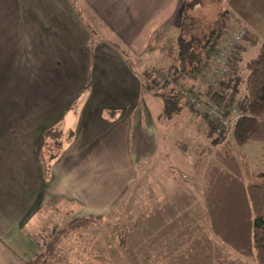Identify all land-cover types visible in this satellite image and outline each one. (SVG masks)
Instances as JSON below:
<instances>
[{
    "label": "crops",
    "instance_id": "obj_1",
    "mask_svg": "<svg viewBox=\"0 0 264 264\" xmlns=\"http://www.w3.org/2000/svg\"><path fill=\"white\" fill-rule=\"evenodd\" d=\"M51 3L55 11L63 12L62 22L50 18L45 25L55 29L58 25L68 26L69 43L84 42L86 46L85 61L78 53L68 56L69 70L79 74L80 81L59 116L45 121L60 130L63 140L61 152L50 164V175L45 173V166H0V184L3 183L0 264H21L17 257L29 259L35 255L33 236L39 220H44L40 212L47 205H62L64 201L65 212H104L137 180H143L146 166L151 176L156 177L158 166H175L173 154L177 156L176 164L183 159L189 137L178 129L180 125H187L188 130L190 125L207 129L206 118L190 110L182 99L175 100L174 117L163 116L165 102L159 95L161 92L150 94L140 76L145 64L152 69L168 68L173 62L174 57L167 62L170 50L166 48L164 52L161 44L174 50L185 0H51ZM220 5L227 12L226 32L231 27L235 28L233 32L239 29L245 32L232 50L227 74L237 77L240 89L246 62L264 42V0H224ZM207 7L204 5L200 12L204 20L209 19L212 8ZM102 28L115 40L105 37ZM226 32L216 49L228 45ZM53 33L56 35V31ZM250 46H255L256 54L245 57ZM205 68L208 74V64L202 71ZM87 79L88 88L78 94ZM189 82L186 86L198 88L194 79ZM65 85L63 82V88ZM204 133L207 140L200 147L199 143L195 145L199 151L191 162L187 158L188 166L200 162L208 145L214 150L218 146L211 143L206 130ZM166 178V185L173 186L168 175ZM184 183L188 185L187 180L182 186ZM94 186L103 189L97 188L95 192Z\"/></svg>",
    "mask_w": 264,
    "mask_h": 264
},
{
    "label": "rangeland",
    "instance_id": "obj_2",
    "mask_svg": "<svg viewBox=\"0 0 264 264\" xmlns=\"http://www.w3.org/2000/svg\"><path fill=\"white\" fill-rule=\"evenodd\" d=\"M52 5L51 0H0V166H40L37 156L43 153L41 129L47 125L45 121L48 123L52 117L59 116L63 104L73 98L80 81V75L69 70L68 56L78 53L84 59L86 46L84 42L69 43L68 26L58 25L55 29L45 25L50 18L62 22L63 12L55 11ZM204 5L209 8L213 3L205 0ZM102 30L105 37L115 40L106 28ZM234 30L231 27L226 32L223 28L224 38L231 39L239 31L242 38L245 36L243 30ZM161 46L164 52L170 50L167 52L169 62L175 51L167 44ZM254 47L250 46L244 56L253 57L257 50ZM83 59L79 57L80 62ZM167 69L166 66L153 69L147 64L142 66L140 76L150 94L170 93L173 84L163 85L161 78ZM205 70L194 79L198 88L193 90L201 93L208 88L209 71L206 74ZM185 81L189 82L188 79ZM63 82L66 83L64 88ZM243 93L240 86L236 100ZM169 104L172 102L164 103L161 113L170 118L175 116L177 108L176 103L171 107ZM205 121V130L212 140L214 135L210 133L209 121ZM178 129L189 137L186 154L177 161L179 166L174 154L171 157L175 166H158L156 177L151 176L150 168L146 166L143 180H137L104 212H65L64 201L63 206L47 205L40 212L44 220L40 219L35 228L36 248H43L52 228H60L72 218L92 214L100 220L65 237L57 246L53 264H257L254 259L242 256L220 242L211 232L204 209V181L200 173L213 163L214 149L207 146L198 162L200 173L196 174L194 167L188 166L186 161L188 158L191 162L197 156L199 150L195 145L199 143L200 147L206 142L207 133L192 125L189 130L187 125H180ZM232 131L224 133L217 148L225 141L231 142V153L246 180L247 175L264 170V145L260 142L236 145L231 139ZM49 167L45 168L47 176L50 175ZM167 175L174 187L166 185ZM185 180L188 185L182 186ZM97 188L103 189L94 186L95 192L99 190Z\"/></svg>",
    "mask_w": 264,
    "mask_h": 264
},
{
    "label": "trees",
    "instance_id": "obj_3",
    "mask_svg": "<svg viewBox=\"0 0 264 264\" xmlns=\"http://www.w3.org/2000/svg\"><path fill=\"white\" fill-rule=\"evenodd\" d=\"M222 1L224 0H211L212 13H208L211 17L204 20L200 12L205 0H185L180 25L174 38V59L161 77L163 85L173 84L168 95L159 94L164 102H172L170 107L177 99L173 93L175 85L190 89L191 87L184 85L185 80L195 79L210 62L227 19V12L220 5ZM232 50L225 76L219 81L217 88L208 89L206 95L224 109L234 105L239 111L240 117L231 134L234 144L264 143V42L260 43L257 54L245 64L244 93L237 100L235 97L240 90L237 77L227 75ZM88 86L89 79L79 88L78 94ZM208 121L214 135L211 143L219 144L224 132L217 131L215 123ZM41 130L43 153L37 159L40 166L46 168L58 156L63 140L60 130L53 123ZM230 143L225 141L213 151V163L202 173L198 162L193 164L196 174L200 173L204 181L202 189L207 222L220 242L240 255L254 259L257 264H264V170L256 175L249 174L244 180L231 153ZM98 220L100 217L92 214L72 218L60 228H52L47 240L43 242V248L37 249L32 258H17L21 264H53L57 246L65 237L78 229L95 224Z\"/></svg>",
    "mask_w": 264,
    "mask_h": 264
},
{
    "label": "built area",
    "instance_id": "obj_4",
    "mask_svg": "<svg viewBox=\"0 0 264 264\" xmlns=\"http://www.w3.org/2000/svg\"><path fill=\"white\" fill-rule=\"evenodd\" d=\"M242 37V32H236L229 39L228 45L224 48L215 49L212 53L209 63V76H208V88L207 90H215L219 81L225 76L228 66V57L231 50L239 42ZM206 92H199L193 90V88L176 87L175 96L177 99H182L195 113L203 115L206 119L211 120L216 125V130L226 133L229 132L237 123L240 117L239 111L236 107L228 106L222 108L220 104L212 100Z\"/></svg>",
    "mask_w": 264,
    "mask_h": 264
}]
</instances>
